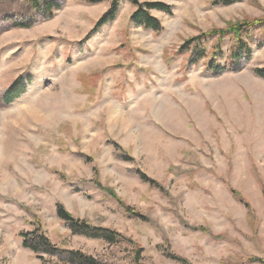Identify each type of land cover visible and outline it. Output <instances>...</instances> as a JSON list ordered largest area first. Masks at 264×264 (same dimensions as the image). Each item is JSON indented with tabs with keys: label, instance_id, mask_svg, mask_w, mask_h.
<instances>
[{
	"label": "rangeland",
	"instance_id": "rangeland-1",
	"mask_svg": "<svg viewBox=\"0 0 264 264\" xmlns=\"http://www.w3.org/2000/svg\"><path fill=\"white\" fill-rule=\"evenodd\" d=\"M42 1L50 14L0 0V264H65L23 246L39 226L105 264H264L260 31L235 70L207 67L216 39L184 51L263 18L264 0H140L171 7L151 13L160 31L132 20L130 0L101 28L115 0ZM59 206L119 242L73 234Z\"/></svg>",
	"mask_w": 264,
	"mask_h": 264
},
{
	"label": "trees",
	"instance_id": "trees-1",
	"mask_svg": "<svg viewBox=\"0 0 264 264\" xmlns=\"http://www.w3.org/2000/svg\"><path fill=\"white\" fill-rule=\"evenodd\" d=\"M241 0H223L225 5H232ZM32 8L41 11L43 14L51 13L56 4L54 2H43L42 0H29ZM132 5L136 8L132 16V20L145 29H152L153 31H160L162 29L160 21L154 17L152 11H161L167 14H171L172 9L163 3H142L140 0H130ZM118 2L115 0L112 4V9L106 15H104L97 23V28H101L106 24L115 20ZM17 27H29L26 23H18ZM259 29L260 37L257 39L259 46H262L264 42V17L252 21H242L238 24L231 25L225 30H216L209 34H202L201 37L192 39L184 45V51L193 46L194 43H200L203 39H216L217 43L213 47L214 55H212L210 61L206 62L207 67L215 72L222 73L227 70H235L242 60V57H248L251 55V43H253V30ZM230 38L231 46L229 48V54L223 65L217 58L223 56V43L224 38ZM194 48L198 49L199 45L195 44ZM209 56L206 54V45L201 46L200 57L206 58ZM256 75L264 79V69H257ZM28 90L27 83H20L10 88L3 97V101L6 105H11L20 97L25 95ZM58 217L65 222L73 234L85 236L91 239L103 240L109 244L118 243L121 236L109 229L92 226L91 224L74 218L68 213L63 206L58 208ZM23 246L39 256L40 254L48 255L51 257H58L60 261L65 264H105L97 260L95 257L75 250H61L49 240L44 234L42 228L36 227L31 233H21ZM44 260V257H39Z\"/></svg>",
	"mask_w": 264,
	"mask_h": 264
}]
</instances>
